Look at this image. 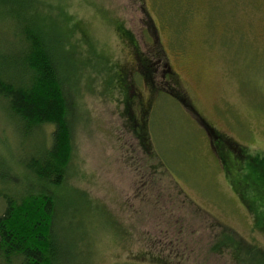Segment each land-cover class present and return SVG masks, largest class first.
<instances>
[{
  "label": "rangeland",
  "instance_id": "1",
  "mask_svg": "<svg viewBox=\"0 0 264 264\" xmlns=\"http://www.w3.org/2000/svg\"><path fill=\"white\" fill-rule=\"evenodd\" d=\"M5 1L2 48L14 41ZM34 7L53 37L49 18L61 25L70 55L62 57L74 64L66 94L76 113L75 156L60 191L59 227L75 223L76 236L65 241L76 264H264V0H36ZM120 26L145 54L160 43L175 79L164 77L162 62L156 86L184 93L192 109L165 90L153 93ZM145 110L146 138L136 122ZM206 124L243 154L215 149ZM52 131L22 139L0 100V153L11 164L49 144ZM247 154L256 165L241 160Z\"/></svg>",
  "mask_w": 264,
  "mask_h": 264
},
{
  "label": "trees",
  "instance_id": "2",
  "mask_svg": "<svg viewBox=\"0 0 264 264\" xmlns=\"http://www.w3.org/2000/svg\"><path fill=\"white\" fill-rule=\"evenodd\" d=\"M34 1L6 0L4 3L7 9L3 19L8 18L9 25L14 29V41H8L3 48L0 46V100L14 119L22 139H34L36 131L45 126H52L53 131L49 144L40 141L33 148V153L22 159L18 157L12 164L0 153V201L3 202L0 214V264H76L77 259L68 252L65 241H72L69 237L76 234V230L72 229L75 223L66 228L62 226V229L59 227V202L65 199L60 191L75 156L73 117L76 113L73 115L74 105L69 103L66 94V84L74 64L62 57L70 55L63 43L65 32L61 25L49 18L58 32L53 37L44 27L42 15L34 7ZM120 29L135 49L138 74L153 93L156 95L165 90L182 104L190 106L188 97L179 90L156 86L157 68L162 62L164 77L174 75L175 79L160 43L156 53L145 54L139 50L132 32L122 26ZM132 98H128L127 104ZM149 112L144 111L146 117L143 123L136 118L139 126L144 125V138L147 137L145 127ZM206 127L214 137L215 149L223 151L225 148L243 154V147L237 141L221 136L209 124ZM241 157L242 161L248 159L251 165L259 161L251 154ZM220 158L226 162L225 155L221 154ZM76 205L68 206L74 208V217L77 216ZM229 237L226 235L225 239L234 241Z\"/></svg>",
  "mask_w": 264,
  "mask_h": 264
}]
</instances>
